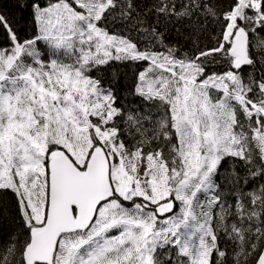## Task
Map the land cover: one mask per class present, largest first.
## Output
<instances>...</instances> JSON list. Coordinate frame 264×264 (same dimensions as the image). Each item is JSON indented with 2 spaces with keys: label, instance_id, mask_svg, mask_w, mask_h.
<instances>
[{
  "label": "snow or ice",
  "instance_id": "obj_1",
  "mask_svg": "<svg viewBox=\"0 0 264 264\" xmlns=\"http://www.w3.org/2000/svg\"><path fill=\"white\" fill-rule=\"evenodd\" d=\"M15 7L0 264H264V0Z\"/></svg>",
  "mask_w": 264,
  "mask_h": 264
},
{
  "label": "trees",
  "instance_id": "obj_2",
  "mask_svg": "<svg viewBox=\"0 0 264 264\" xmlns=\"http://www.w3.org/2000/svg\"><path fill=\"white\" fill-rule=\"evenodd\" d=\"M16 0H0V12L9 17L10 22L13 23V26L17 28V30L28 31V17L26 13H22V11L15 7ZM144 2H149V0H144ZM3 38L0 36V42H2ZM133 70L130 68H120L121 78L118 83H115V86L120 90L121 95L126 94V86H130L131 76ZM126 74V75H125ZM106 80H111V71L105 74ZM128 102H131L132 97H128ZM230 185H227L225 191L227 193ZM229 202H231V197H229Z\"/></svg>",
  "mask_w": 264,
  "mask_h": 264
}]
</instances>
